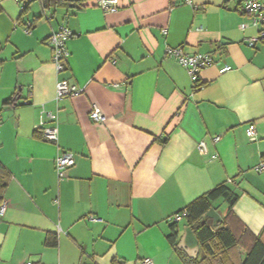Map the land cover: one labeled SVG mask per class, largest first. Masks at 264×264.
<instances>
[{
    "label": "crops",
    "instance_id": "1",
    "mask_svg": "<svg viewBox=\"0 0 264 264\" xmlns=\"http://www.w3.org/2000/svg\"><path fill=\"white\" fill-rule=\"evenodd\" d=\"M50 1L23 11L0 0V164L9 175L0 264H183L169 219L221 184L238 199L213 209L229 214L235 236H251L241 258L252 236L264 243V174L255 171L264 162V45L247 46L257 31L239 29V0H118L112 14L95 0ZM59 26L73 37L57 75L48 37ZM167 47L216 65L193 82ZM60 80L82 93L56 102ZM42 108L57 114L56 144L42 138ZM61 151L75 163L58 180Z\"/></svg>",
    "mask_w": 264,
    "mask_h": 264
},
{
    "label": "built area",
    "instance_id": "2",
    "mask_svg": "<svg viewBox=\"0 0 264 264\" xmlns=\"http://www.w3.org/2000/svg\"><path fill=\"white\" fill-rule=\"evenodd\" d=\"M39 0H15L20 6L21 10L27 8L31 3ZM183 4L193 7V0H182ZM96 6L105 13H116L119 10L118 0H95ZM240 11L246 17V21L239 25L241 31L247 29H254L257 31L255 37H250L246 40V44L249 48L255 49L257 44L264 45V0H239ZM30 25L27 24L25 32L29 33ZM166 34V30L162 31ZM73 37V33L65 26H59L56 31L52 32L48 37V45L51 48L52 64L54 65L56 74H61L65 71L67 59L69 58V52L66 48V44L69 39ZM165 55L168 58L175 60L187 73L189 78L196 82L200 73L207 67L216 65L209 54H188L185 53L182 47L166 48ZM230 67H220L221 72L228 71ZM117 87V85H114ZM82 88L75 85H69L66 81L60 80L55 84V101L59 102L65 97H75L81 94ZM90 119L95 123L103 121L104 117L100 111L93 106L89 112ZM39 128L42 130V138L49 143L56 144L58 140L57 130V114L42 108L41 121ZM246 136L249 141H255V131L250 128L246 131ZM220 139L219 136L212 138V142L216 143ZM197 151L200 155L207 154V147L204 141H200L197 144ZM55 173L58 180H62L67 175L68 170L73 167L74 155L71 152L61 151L54 160ZM257 174H264V162H261L255 167ZM6 210V205L2 201L0 202V216H3ZM187 212L183 211L175 214L169 219V223L179 224L181 221H185ZM92 221H97L91 218ZM57 232H60L58 229ZM25 264H32L26 262ZM143 264H152L150 259H144Z\"/></svg>",
    "mask_w": 264,
    "mask_h": 264
},
{
    "label": "trees",
    "instance_id": "3",
    "mask_svg": "<svg viewBox=\"0 0 264 264\" xmlns=\"http://www.w3.org/2000/svg\"><path fill=\"white\" fill-rule=\"evenodd\" d=\"M83 0H77L80 2ZM65 0H51L50 3L57 6ZM28 8V7H27ZM25 8L23 11H26ZM13 99L6 103H12ZM9 182V175L0 164V202L3 200V194ZM238 199V194L234 192L228 185L221 184L213 188L211 191L197 198L187 205L180 212L186 211L185 226H188L199 243V251L202 249L203 255L196 259H189L186 254L177 249V226L178 224L170 223V234L167 236L168 241L178 253L183 264H264V243L252 236V243L246 249L244 257L241 258L240 249L244 244V238L250 236L244 229L242 233L235 236L228 226V216L216 226H208L206 214L213 203L221 200L228 205V210ZM178 212V213H180ZM251 237V236H250ZM56 238L48 237L45 241L47 246H55Z\"/></svg>",
    "mask_w": 264,
    "mask_h": 264
},
{
    "label": "water",
    "instance_id": "4",
    "mask_svg": "<svg viewBox=\"0 0 264 264\" xmlns=\"http://www.w3.org/2000/svg\"><path fill=\"white\" fill-rule=\"evenodd\" d=\"M206 218L209 227H216L222 221L219 214L213 208L206 214ZM177 249L183 251L189 259H196L199 255L198 240L188 226L183 228V233L177 244Z\"/></svg>",
    "mask_w": 264,
    "mask_h": 264
},
{
    "label": "rangeland",
    "instance_id": "5",
    "mask_svg": "<svg viewBox=\"0 0 264 264\" xmlns=\"http://www.w3.org/2000/svg\"><path fill=\"white\" fill-rule=\"evenodd\" d=\"M44 2H47L48 0H43ZM35 3V5L34 6H39V3H37V2H34ZM185 227V224L184 223H182V224H180V226H179V229H178V231H179V233H180V237H181V235H182V233H183V228ZM179 237V238H180ZM203 255V251H202V249L199 251V258L201 257Z\"/></svg>",
    "mask_w": 264,
    "mask_h": 264
}]
</instances>
